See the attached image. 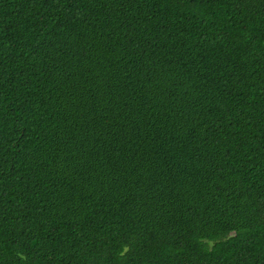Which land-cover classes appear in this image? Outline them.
I'll return each instance as SVG.
<instances>
[{
	"label": "trees",
	"instance_id": "obj_1",
	"mask_svg": "<svg viewBox=\"0 0 264 264\" xmlns=\"http://www.w3.org/2000/svg\"><path fill=\"white\" fill-rule=\"evenodd\" d=\"M0 264H264V0H0Z\"/></svg>",
	"mask_w": 264,
	"mask_h": 264
}]
</instances>
